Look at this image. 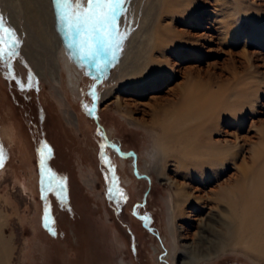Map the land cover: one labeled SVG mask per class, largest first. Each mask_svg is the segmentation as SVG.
<instances>
[{
  "label": "rangeland",
  "instance_id": "1",
  "mask_svg": "<svg viewBox=\"0 0 264 264\" xmlns=\"http://www.w3.org/2000/svg\"><path fill=\"white\" fill-rule=\"evenodd\" d=\"M32 1L56 44L54 58L42 48L45 61L54 59L43 72L23 53L25 9L0 0L20 41L13 57L0 60V264H264L256 249L219 246L231 214L219 201L222 187L264 171V0H183L189 12L164 19L183 43L180 59L168 55L175 76L142 88L127 77L152 25L145 21L155 20L162 0H125L114 55L99 66L69 47L53 0ZM185 67L232 88L237 76L240 90L258 96L213 135L235 145V155L205 186L189 185L152 131ZM184 186L192 206L180 205ZM209 248L219 252L203 259Z\"/></svg>",
  "mask_w": 264,
  "mask_h": 264
},
{
  "label": "bare ground",
  "instance_id": "2",
  "mask_svg": "<svg viewBox=\"0 0 264 264\" xmlns=\"http://www.w3.org/2000/svg\"><path fill=\"white\" fill-rule=\"evenodd\" d=\"M9 2L16 7L18 13L20 12L17 8L25 9V27L29 34V42L26 44L23 42L24 55L39 71L45 66H51L54 59L45 61L42 48L50 50L54 58L56 44L53 34H50L47 26L43 24L41 11L32 5V0H21V2L9 0ZM162 3L155 20L150 21L147 18L145 21L152 22V25L149 26L147 40L137 55L140 56L141 59H138L141 62L137 60L136 67L127 77V85L142 88L151 87L148 83H154L159 86L160 82L166 81V78L175 76V64L171 62L172 59L170 60L168 55L174 54L180 59L178 53L183 43L178 34L173 31L172 24H164V19L167 17L173 19L182 15L185 9L189 12L192 3H186L183 0H162ZM154 11V9L150 11L149 17L154 14ZM33 47L38 49V52L34 51ZM178 71L186 75L184 82L180 85V89L168 91L172 98H167L161 110L155 114V126L152 127V131L156 132V146L165 154L166 160H173L180 171L188 173L189 185H193L192 182L196 181L205 186L210 179L211 181L214 179L210 172L212 173L216 166L228 165L235 155L231 148L235 145L228 140L215 141L213 135L221 134L223 130L221 123L223 121L233 123L237 115L242 113L241 108L244 103L248 100L257 101L258 96L253 92L240 90L238 88L240 81L237 76L234 77L236 85L232 88L231 83L214 80L211 74L202 76L198 72H193L191 67L180 68ZM159 79L162 81H158ZM254 82L256 83V80ZM224 133L229 134L228 131ZM258 163L260 162L257 161L256 164ZM213 173L220 174L221 171ZM233 181L236 183L230 185ZM188 188L184 186V190L179 194L181 206L194 205ZM219 197H221L219 201H223L231 208L230 221H226V231H223L220 237V249L224 250L229 246L251 248L264 256V171L252 174H247L245 171L239 177L228 180L226 186L222 187ZM176 215L174 213V218ZM172 247L174 250L177 246ZM218 252L209 248L202 258L208 259Z\"/></svg>",
  "mask_w": 264,
  "mask_h": 264
},
{
  "label": "snow or ice",
  "instance_id": "3",
  "mask_svg": "<svg viewBox=\"0 0 264 264\" xmlns=\"http://www.w3.org/2000/svg\"><path fill=\"white\" fill-rule=\"evenodd\" d=\"M59 20L81 57H87L99 66L102 56L114 55V37L117 31L119 7L125 0H53ZM19 39L15 30L5 25L0 15V60L10 59L16 54ZM115 47L119 41L115 40ZM3 151L0 150V160Z\"/></svg>",
  "mask_w": 264,
  "mask_h": 264
}]
</instances>
